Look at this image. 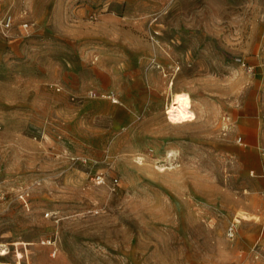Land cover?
<instances>
[{
  "label": "rangeland",
  "instance_id": "obj_1",
  "mask_svg": "<svg viewBox=\"0 0 264 264\" xmlns=\"http://www.w3.org/2000/svg\"><path fill=\"white\" fill-rule=\"evenodd\" d=\"M4 13L0 264H264V0ZM180 92L196 119L170 125Z\"/></svg>",
  "mask_w": 264,
  "mask_h": 264
},
{
  "label": "bare ground",
  "instance_id": "obj_2",
  "mask_svg": "<svg viewBox=\"0 0 264 264\" xmlns=\"http://www.w3.org/2000/svg\"><path fill=\"white\" fill-rule=\"evenodd\" d=\"M172 87L173 83L169 89L172 90ZM163 114L170 125L182 126L196 119L191 98L185 92L173 93Z\"/></svg>",
  "mask_w": 264,
  "mask_h": 264
},
{
  "label": "built area",
  "instance_id": "obj_3",
  "mask_svg": "<svg viewBox=\"0 0 264 264\" xmlns=\"http://www.w3.org/2000/svg\"><path fill=\"white\" fill-rule=\"evenodd\" d=\"M14 26V20H13V17L12 15H10L9 13H4L1 20H0V28L3 32L7 33L9 32ZM22 29L23 30H27V23H24L22 24ZM99 182H102V179L99 178ZM234 232H235V225L231 224L229 227H228V230H227V234L230 238L233 237L234 235Z\"/></svg>",
  "mask_w": 264,
  "mask_h": 264
},
{
  "label": "crops",
  "instance_id": "obj_4",
  "mask_svg": "<svg viewBox=\"0 0 264 264\" xmlns=\"http://www.w3.org/2000/svg\"><path fill=\"white\" fill-rule=\"evenodd\" d=\"M143 9L144 7H141L138 12V8L135 7L134 9H132V7H130V9H128L125 13V19L128 21H135L138 17L142 16L140 10L145 14ZM250 152L253 153V155H256V151L251 150Z\"/></svg>",
  "mask_w": 264,
  "mask_h": 264
}]
</instances>
